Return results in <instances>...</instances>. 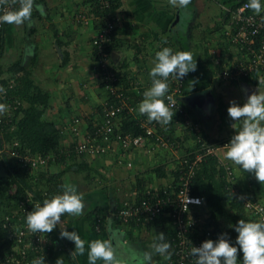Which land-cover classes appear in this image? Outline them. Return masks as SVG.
Here are the masks:
<instances>
[{
  "label": "crops",
  "instance_id": "obj_1",
  "mask_svg": "<svg viewBox=\"0 0 264 264\" xmlns=\"http://www.w3.org/2000/svg\"><path fill=\"white\" fill-rule=\"evenodd\" d=\"M117 1L119 6L115 12L120 19L111 49V61L124 78L122 84L131 103L138 109L144 91L151 86L149 73L157 51L163 47H170L173 52L191 51L197 69L186 75L180 101L193 120L200 124L202 138L207 143L232 137L235 131L227 111L229 102L235 100L242 106L253 91L258 89L264 93V82L258 81L259 84L255 85L248 79L225 83L217 76L222 67L239 56L225 34L231 27V20L224 6L233 0H191L186 9L173 7L169 0ZM35 4L42 5L43 13L34 7L32 13L35 15H32L30 24H6L4 27L0 77L12 79L20 76L29 83L30 89L46 94L47 106L42 118L63 126L66 131L71 119L79 117L80 133L77 137H80L88 131V124L93 125V119L108 96L98 72L93 68L91 38L97 29L98 16L90 11L87 0H36ZM81 13L87 16V21L77 19ZM12 68H15V73L10 70ZM193 80L196 81L194 84ZM235 88H239L237 95ZM179 124L174 122L162 127L180 140L178 152L139 148L122 156L124 164L120 165L116 163L114 154L96 157L92 167L104 177L97 176L90 181L80 177L77 180V190L84 196L83 214H67L61 218V227L69 232L76 231L85 240V253L80 255L73 241L60 238L58 225L57 248L53 249L47 264H56L60 257H63L64 264H88L89 243L95 239H108L111 235L107 231L109 227L115 233L112 242L116 254L119 249L127 248V244L134 252H148L143 244L154 239L155 234L150 231L153 227H119L114 223L112 213L123 199L136 193L133 184L139 172L148 170L147 175L153 185L168 184L165 177L153 180L150 169L163 164L168 173L174 172L178 155L194 148L193 134ZM223 153H218L215 158L218 165L230 167L236 181L234 186L248 190L264 204V184L259 183L253 174L226 160ZM125 161H130L131 165L127 166ZM90 184L93 186L88 189L83 187ZM96 205H101L106 211L104 226L99 231H93L87 217L88 211ZM109 218L112 221L110 225ZM255 219L251 217L247 221ZM120 261L121 264L139 262L134 256ZM152 262L153 259L150 264ZM97 264L104 262L100 260Z\"/></svg>",
  "mask_w": 264,
  "mask_h": 264
},
{
  "label": "built area",
  "instance_id": "obj_2",
  "mask_svg": "<svg viewBox=\"0 0 264 264\" xmlns=\"http://www.w3.org/2000/svg\"><path fill=\"white\" fill-rule=\"evenodd\" d=\"M36 1V0H35ZM101 10H104L101 20L102 26L96 29L91 38L93 50V68L99 74L101 83L107 91V98L102 102L98 115L93 119V132H84L73 144V151L79 155L88 153L93 156H105L114 154L118 165L124 164L122 156L133 150L144 148L148 151H172L178 152L180 140L172 138L169 131L155 121L149 122L147 116H142L134 104L131 103L127 89L120 82L121 73L114 68L111 61V52L106 50L115 35L120 16L110 8V0H98ZM248 0L232 7V4L224 6L225 12L229 14L231 27L225 31L226 38L234 45L239 53L237 59L222 67L217 76L225 83L238 82L244 78L256 76V80L264 82V10L260 14L246 7ZM19 4H13V0L0 4V15L9 10H15ZM77 19L85 22L87 16L78 14ZM6 23H0V29ZM185 79H176L174 76L168 78L169 91L166 95L172 97L171 101L165 99V103L175 113L171 123H180L181 127L190 130L194 137V148L182 155H178L176 169L179 173L178 182L174 186L171 183L162 187L163 196L152 194L146 191V196L137 202L136 198L124 199L121 207L112 216L121 225L133 224L134 227H145L154 216L163 214L171 219L169 229L171 249L170 258L161 256L166 264H195V257L190 255L191 248L199 247L203 241L210 237V231L205 234L201 232V224L205 215L196 214V208L203 204L202 197L193 195L190 192L191 182L197 168L208 156H217L224 152L222 147L229 143L231 137L216 142L207 143L202 138L200 124L193 120L190 114L180 104V99L185 88ZM1 80V77H0ZM1 83V82H0ZM1 85V84H0ZM11 87V85H9ZM1 89V88H0ZM1 97H6V89L3 88ZM18 104L19 101H16ZM8 108L10 105H8ZM129 115L138 116L141 134L123 133L120 130V123ZM80 118H72L69 124V131L77 136L80 133ZM11 122V115L4 113L0 115V123ZM170 123V124H171ZM168 124V125H170ZM179 124V125H180ZM161 128V130L159 129ZM16 146L17 143H14ZM3 148L0 146V153ZM16 163L27 173H37L41 166L46 168V162L29 150L13 149L9 152ZM127 166L130 161H125ZM226 170V179L231 182L232 171L228 165L223 166ZM160 187V186H159ZM155 186L154 188L158 189ZM36 193L34 194L33 191ZM27 188L22 195L16 193L13 188L11 195L15 196V209L5 218L0 219V264H32L33 260L44 256L46 264L50 261L53 246L52 237L57 239L58 226L51 233H33L27 228L26 215L32 208L43 200L51 198L54 194H61V191L48 192L46 188ZM32 191V192H30ZM233 195L242 202L246 210L252 211L259 221H264V204L259 200H252L245 192H240L235 186L230 188ZM199 200L200 203L188 202ZM98 221V222H97ZM95 224V231L101 229V222L98 219ZM59 240V237L58 239ZM160 256V255H159ZM165 264V263H164Z\"/></svg>",
  "mask_w": 264,
  "mask_h": 264
},
{
  "label": "trees",
  "instance_id": "obj_3",
  "mask_svg": "<svg viewBox=\"0 0 264 264\" xmlns=\"http://www.w3.org/2000/svg\"><path fill=\"white\" fill-rule=\"evenodd\" d=\"M41 1L44 2V0ZM110 1L112 3L110 9L112 11H116L119 6L118 1ZM243 1L246 0H233L231 3L232 7L242 3ZM87 3L89 4L90 11L94 13V16H98L99 20L97 21L98 24L96 26L98 29L102 26L103 21L101 18L105 11L100 9L98 0H87ZM32 15H35V13H32ZM5 25L2 29H0V54L3 49L2 40ZM114 39L115 35L112 42L106 46L107 51L111 52L115 42ZM11 66L16 67V65ZM113 67L116 68L115 66ZM14 69L15 68H12L10 70L15 73L16 70ZM21 78L22 77L20 76L12 77V79H14L12 83H10L12 79L9 78H1L0 80V88H5L7 91L5 98L0 96V104L6 105V109H8L7 104L13 106L18 100L19 102L27 103L26 106L19 104L16 110H12L14 113V120L16 119L18 113L21 115L18 120L15 121L14 129L11 130L9 129V125L5 126L0 123V143L3 148V151L0 153V219L5 218L6 215L10 214V212H13L15 209V202L13 203L12 201H15V196L10 194V191L13 188L16 189V193L18 195L29 192L27 191V188L30 190L32 188L37 190L38 188H46L48 192L61 191L62 185L73 183L68 179L70 174L69 171H72V166H74V170L77 171L91 169L94 172V176L88 173L87 176H85L86 178L83 177L89 181L97 179V176L104 177V174L97 172V170L92 167V164L87 161V158L90 157L88 153L85 152L79 155L75 154L73 151V144L78 141V137L69 131V127H67L66 131V128L63 126H58L55 122L47 121L42 118V115L46 111L45 107L47 106V95L42 93L41 90L34 91L30 89L28 87L29 83L25 82V79ZM248 79H251L255 85L259 84L255 75L242 80ZM122 81H124V78L121 77L120 82L122 83ZM101 84L103 86V83ZM9 85H11V87ZM180 104L188 112L187 107L183 105L181 101ZM142 116L146 117V115ZM71 122L72 119L70 124ZM88 125V132H93V125ZM119 127L123 133L130 132L134 135L143 133V129L140 127L139 115H129L121 121ZM159 129L161 130V128ZM185 136L187 137L189 135L186 134ZM14 143H17V145L15 146ZM15 148L19 150L27 149L31 154L39 155L46 162L47 167L44 168V166H41L37 173L25 172L24 169L16 163V159L9 154V152ZM215 157L216 156H208L197 168L191 182L190 192L193 195L202 197L203 200V204L198 207V209L196 208L195 212L198 215L206 216L201 224V232L205 234V232L209 230L211 234L208 239L214 241L218 239L220 234L227 233L230 242L235 244V239L238 234L233 228H230L229 225H235L240 219L247 221L251 217L254 219L256 217L252 211L246 210L243 207L242 202L231 193L230 188L235 185L236 181L234 179H232L231 182L227 181L226 170L222 165H218ZM122 160L124 159L122 158ZM150 171L152 173L153 180L165 177L168 183L172 181L169 186H174L176 182H178L179 173L177 170L168 173L163 164H158L152 167ZM148 172L149 171L146 170L136 174V179L133 184L135 186L134 191H136V193L130 197H126L125 199L130 200L135 197L136 201L139 202L146 196L147 190L154 195L156 193H158V196L164 195L162 194L161 184L153 185V183L149 181L150 177L148 178ZM66 178L68 179V182L66 181ZM155 186L160 187L156 189L154 188ZM238 191L245 192L252 200L257 199L248 190L245 191L238 189ZM33 193L35 194L36 192L33 191ZM122 201L119 203V206L113 210L114 213L121 207ZM105 213L106 211L101 205H96L88 211L87 217H89V224L93 231H95L94 227L98 219L100 220L99 222H101L102 229L104 226L103 221L105 220ZM65 215L67 214H64L62 218L65 217ZM226 216L229 217L225 218ZM224 218L228 219V224L226 225L222 223ZM113 219L114 223L120 227V222H118L114 217ZM255 220L259 221L258 218ZM170 221L171 219L169 216L165 214L161 216H154L150 221L151 223L148 225L153 227L150 231H152L155 235L154 239L148 242L146 241L143 244L146 246L148 252L153 251L152 244L157 233H164L166 235L167 242H169L170 245L173 244L169 237L170 235H167L170 232ZM126 227L131 229L134 225L131 223L126 225ZM57 239L54 238L53 235V246L57 247ZM169 251L172 253L173 249L170 248ZM50 252H53V250ZM152 259V264H166L165 260H161V256H159V254L153 255ZM241 261L242 253L238 256V264H240Z\"/></svg>",
  "mask_w": 264,
  "mask_h": 264
},
{
  "label": "clouds",
  "instance_id": "obj_4",
  "mask_svg": "<svg viewBox=\"0 0 264 264\" xmlns=\"http://www.w3.org/2000/svg\"><path fill=\"white\" fill-rule=\"evenodd\" d=\"M7 3V0H0V4ZM19 4L15 10H9L0 15V23L10 25H24L31 22L32 12L36 10L43 13L42 5L35 4V0H13V4ZM173 7L186 9L191 0H169ZM247 8L255 13L262 12L261 0H249ZM154 66L150 70L151 86L144 91L143 99L138 106L141 115H146L149 122H157L167 126L173 120L175 113L165 103V99L172 100L167 83L170 76L181 80L188 73L197 69L196 59L191 51H176L170 47H163L155 53ZM193 84L196 82L192 81ZM3 91V89H0ZM17 99V98H16ZM19 101V100H18ZM26 106V102L10 106L0 104V115L9 113L11 122L2 124L9 129L15 127V121L21 116L17 114L14 120V113L18 105ZM228 115L234 122L231 127L235 134L229 143L222 148L226 160L233 162L245 172L251 173L256 180L264 184V93L258 89L250 93L246 102L241 106L235 100L229 102ZM8 107V106H7ZM0 146L2 144L0 143ZM61 194H54L51 198L43 200L42 205L37 203L31 211L27 212V228L33 233H51L58 225L60 226V238H67L75 244V250L80 255L85 253V240L81 239L76 231H67L61 227L62 216H80L83 214L85 204L83 193L77 191L75 185L64 184ZM199 204L200 201H188ZM111 218L108 224H111ZM238 234L235 244L230 242L227 233H222L218 239H207L199 247H192L190 255L195 257V264H238V256L242 253L240 264H264V221H246L240 219L235 225H229ZM111 235L108 239H95L88 245V264H97L102 260L104 264H121L117 258L116 248L113 244L114 232L107 229ZM170 243L167 242L164 233H157L152 244L153 251L143 253L146 262L152 261L155 254L165 258L171 257ZM32 264H46L45 257L41 256L33 260ZM56 264H64L63 257L57 258Z\"/></svg>",
  "mask_w": 264,
  "mask_h": 264
},
{
  "label": "rangeland",
  "instance_id": "obj_5",
  "mask_svg": "<svg viewBox=\"0 0 264 264\" xmlns=\"http://www.w3.org/2000/svg\"><path fill=\"white\" fill-rule=\"evenodd\" d=\"M208 1H212V0H208ZM261 5H262V9H264V1L263 0H261ZM214 10H216V8L214 9ZM234 91L236 92V95L239 93V88H235L234 89ZM224 92H226L225 90H224ZM228 94V93H227ZM236 98V97H235ZM240 99V98H239ZM14 129V128H13ZM90 157H88L87 158V161L90 163V164H92L93 165V163H94V160H97L96 159V157H97V155L96 156H93V155H89ZM75 169V167L74 166H72V171H69V177H68V179H69V181L71 180V182H73L72 183V185H75V186H78V178H80V177H85V176H87V174L88 173H90L91 175H93L94 176V172L91 170V169H83L82 171L80 170V171H77V170H74ZM2 172V171H1ZM86 178V177H85ZM68 179L66 178V181L68 182ZM87 185V184H86ZM86 185H83V187H85V189H88L90 186H93L92 184H90L89 186H86ZM100 185V184H99ZM99 185H97V187L99 186ZM78 191V190H77ZM229 216H226L225 218H228ZM223 219V221H222V223L224 224V225H226V224H228V219ZM118 240V239H117ZM143 246V245H142ZM144 247L146 248V246L144 245ZM119 249V248H118ZM143 253H140L139 251H137L136 250V252H134L133 251V248H132V246H130L129 244H127V248H126V246L124 247V248H122V249H119V253L118 254H116L117 255V258H123V259H128L129 257H131V256H134V258L135 259H137V260H139V262L138 263H136V264H146V262H144V259H143V255H142ZM141 262V263H140ZM126 264V263H125ZM127 264H129V263H127ZM132 264H135V262L133 261V263Z\"/></svg>",
  "mask_w": 264,
  "mask_h": 264
}]
</instances>
